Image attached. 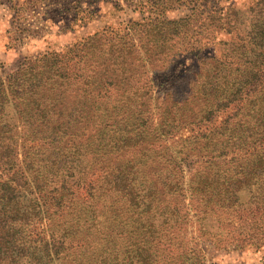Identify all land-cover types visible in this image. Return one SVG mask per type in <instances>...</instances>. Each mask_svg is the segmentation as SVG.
<instances>
[{"label": "trees", "instance_id": "1", "mask_svg": "<svg viewBox=\"0 0 264 264\" xmlns=\"http://www.w3.org/2000/svg\"><path fill=\"white\" fill-rule=\"evenodd\" d=\"M199 1L123 0V30L0 74V264H202L213 221L264 243V0L242 29Z\"/></svg>", "mask_w": 264, "mask_h": 264}, {"label": "rangeland", "instance_id": "2", "mask_svg": "<svg viewBox=\"0 0 264 264\" xmlns=\"http://www.w3.org/2000/svg\"><path fill=\"white\" fill-rule=\"evenodd\" d=\"M29 1L0 0V74L3 78H6L10 68L23 59L46 51H61L69 44L104 28L121 31L129 21L140 16L138 10L133 11L125 6L123 0H96L89 7V0H83V9L92 10L87 14L73 4L56 7L38 3L34 5ZM257 1L259 0H200L196 9L203 15L223 11L221 14L226 16L230 24L242 29L253 22L251 19L256 13L253 8ZM189 12V7L180 6L165 12L164 16L178 18ZM224 30L220 31L214 43L199 53L178 56L158 82L181 76L185 69L195 65L198 57L215 52V48L221 49L219 41L227 36L224 35ZM245 198V193H241V199ZM206 227L210 232L206 237L210 240L199 242L196 246L203 253L202 264H264L263 242L259 241V245H256L259 249L251 244H244L240 248L233 243L234 237L232 239L228 229L218 226L214 221L208 222ZM37 228L38 231L41 230L43 224H39ZM197 234L199 231L196 224L188 227V236Z\"/></svg>", "mask_w": 264, "mask_h": 264}]
</instances>
